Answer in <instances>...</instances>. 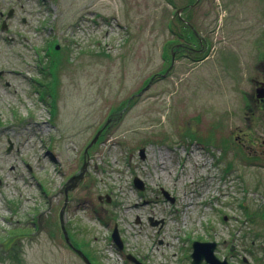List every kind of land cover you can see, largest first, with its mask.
Returning <instances> with one entry per match:
<instances>
[{"label": "rangeland", "instance_id": "1", "mask_svg": "<svg viewBox=\"0 0 264 264\" xmlns=\"http://www.w3.org/2000/svg\"><path fill=\"white\" fill-rule=\"evenodd\" d=\"M174 1L0 0V264H86L60 213L90 264H264V0H191L208 57L167 73Z\"/></svg>", "mask_w": 264, "mask_h": 264}, {"label": "flooded vegetation", "instance_id": "2", "mask_svg": "<svg viewBox=\"0 0 264 264\" xmlns=\"http://www.w3.org/2000/svg\"><path fill=\"white\" fill-rule=\"evenodd\" d=\"M174 3H176V1H174ZM177 4L178 5H173L172 13H173L174 19L176 18L178 20L179 26H182L183 32L180 31L179 28L176 29V27H174L173 29L172 28H168L167 29L168 32L172 33L174 35V37H175V38H173L174 42L170 43L171 48L169 49L168 61L171 62V67L169 68L167 73L169 71H171L172 66L175 64V61L178 58H180V57L184 58V59H188V60L190 59L193 62H199V61L205 60L208 57L207 56V54H208L207 49H208V45H209L208 42L211 44V42H210L211 40L207 36V34H203L201 31H198L197 30V26L192 21H190V20H193L194 15H195L194 12H191V9L196 4L191 2V0H178ZM187 10H189V13H188V15H185L184 13ZM12 15H13V11H12V9H10L3 16L1 24H0L1 30H5V29L8 28L7 20ZM0 16H2V13H0ZM182 23H184V25H182ZM183 33H184L185 36H183ZM26 38H27L26 36H22L23 40H25ZM12 40L13 39H10V41H12ZM47 45L43 47V51L44 52H47V50H46L47 49ZM170 55H171V60H170ZM170 62H169L167 67L170 66ZM256 64L255 65H256L257 69H259V74H254L250 78L251 83L253 84L254 93L250 94L248 96L249 97L248 99H249L250 103H249V105H247L245 107V109L247 111H250V112L255 110V109H260V110L264 109V95L260 96L263 93V91H264V58L262 60L258 59ZM15 76H17V72H16ZM24 76L26 77V75H24ZM2 77H3V71L0 70V80H1ZM237 137H238V144H239V147H240V134ZM7 143L9 144L8 147H7V151H9L12 148V142H10V140L7 139ZM262 143L264 144V139L262 140ZM85 152H86V150H85ZM260 153H264V151H262ZM254 158H256V157L254 156ZM72 181L73 180H71V181L67 180L65 186L60 191L61 192H63V191L65 192V190L70 186L68 184V182H72ZM165 196L168 197V194L165 193ZM67 198H68V196H67V192H66V194L64 195V200L63 201L67 200ZM67 202H68V200H67ZM67 202H65L63 205H61L59 213H60V211L63 212L64 205ZM222 216H223V218H222L223 220L227 219V215L226 214H223ZM60 217H61V213L59 214V218ZM32 224L34 225L35 222L33 221ZM14 227H16V226H14ZM60 229H61V226H60ZM12 236H16V234H14V233H12L10 235L8 234V237H12ZM206 239H207L206 241L209 240L208 238H206ZM16 240H19V239H16ZM16 240H14L13 242H15ZM4 241H5V239H4ZM4 241L0 242V250L1 251H4L3 250V245H2V243ZM195 241L205 242V241H200V240H195ZM209 241H211V240H209ZM215 242H216V245H215V249L214 250H215V254H216L217 251H218L217 250L218 249V243H217V241H215ZM11 246H13V245H10V247ZM232 250H233V247L231 246V248H229L228 254L226 256H223L222 258H226L227 261H228L229 257L232 258L234 256L233 253H232ZM243 260H244V258H243ZM228 263H231V262L229 261ZM86 264H88V263H86Z\"/></svg>", "mask_w": 264, "mask_h": 264}, {"label": "water", "instance_id": "3", "mask_svg": "<svg viewBox=\"0 0 264 264\" xmlns=\"http://www.w3.org/2000/svg\"><path fill=\"white\" fill-rule=\"evenodd\" d=\"M262 95H264V91L260 96H262ZM97 138H98V133L95 134V136L93 137L91 142L88 144V146H90L92 143H94L97 140ZM81 176H82L81 173H79L78 175H73L69 178L68 181L76 180V179L80 178ZM134 186L137 188H140L141 187L140 181H138L137 179H134ZM60 221H61L60 222L61 228H62L63 235L65 237V240L69 245H71L70 242L68 241V237L66 235V230L64 229V227L62 225V217H60ZM21 237H23V236L22 235H16V236L8 237L2 243L3 250L7 251L8 248L10 247V245L12 244V242L16 239L21 238ZM111 239L117 245V247L119 249H121V240L119 238V235H118L116 228H114L112 233H111ZM215 245H216L215 242L193 241L192 252L190 254V258H191L190 264H202V262H205L207 264H227L226 259H223L221 261L214 255ZM76 251L84 259L85 262L89 263L88 259L85 257V255L80 250L76 249ZM126 257L128 260L132 261L135 264H141L138 260H136L131 255H127Z\"/></svg>", "mask_w": 264, "mask_h": 264}, {"label": "bare ground", "instance_id": "4", "mask_svg": "<svg viewBox=\"0 0 264 264\" xmlns=\"http://www.w3.org/2000/svg\"><path fill=\"white\" fill-rule=\"evenodd\" d=\"M17 76L19 77V78H23L24 79V75L21 73V72H19V73H17ZM12 80H14V78H12ZM161 155V154H160ZM165 157L163 156V155H161V158H160V164L161 165H163V162H164V160H162V159H164ZM161 170H162V173L164 172H166V169L162 166V168H161ZM167 173H169V174H173L174 172H173V170H171V169H169V172H167ZM190 178V177H189ZM149 201L148 200H145L143 203H148ZM187 207H191L192 206V202H191V198L190 199H188L187 201H185V202H183ZM135 206L136 205H138V203L136 202L135 204H134ZM129 234L130 235H132V234H139V232L137 233V232H134V229H130V231H129Z\"/></svg>", "mask_w": 264, "mask_h": 264}]
</instances>
